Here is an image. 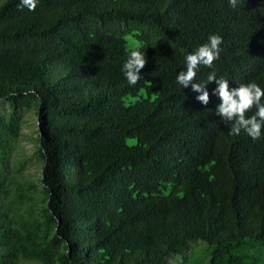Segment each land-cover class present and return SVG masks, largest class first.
<instances>
[{"label":"trees","instance_id":"1","mask_svg":"<svg viewBox=\"0 0 264 264\" xmlns=\"http://www.w3.org/2000/svg\"><path fill=\"white\" fill-rule=\"evenodd\" d=\"M19 3H0V264H264V129L230 136L215 82L207 105L176 83L216 34L194 82L264 89V0ZM29 110L40 189L6 175Z\"/></svg>","mask_w":264,"mask_h":264},{"label":"clouds","instance_id":"2","mask_svg":"<svg viewBox=\"0 0 264 264\" xmlns=\"http://www.w3.org/2000/svg\"><path fill=\"white\" fill-rule=\"evenodd\" d=\"M237 0H229L230 7H235ZM37 0H20L18 7L27 8L29 11H35ZM222 37L212 34L208 38V43L198 47V49L185 56L186 70L180 71L176 76V83L180 87L188 88L200 93L196 99L204 105L209 103V92L205 85L215 82L217 88L213 94L217 95L220 103L216 107V114L222 118L229 126L230 136H239L243 131L253 140L261 137L264 129V89L257 83L250 82L239 84L238 87L229 89L227 79H217L215 71L207 75L206 83H196L197 71L201 66L213 68L214 61L219 58L220 45ZM147 61L144 52L140 50H131L128 59L123 64L122 71L130 86H135L141 78V70L145 67ZM255 109V112L248 116L249 112Z\"/></svg>","mask_w":264,"mask_h":264},{"label":"rangeland","instance_id":"3","mask_svg":"<svg viewBox=\"0 0 264 264\" xmlns=\"http://www.w3.org/2000/svg\"><path fill=\"white\" fill-rule=\"evenodd\" d=\"M2 1L3 0H0V3ZM8 111V106L0 103V115L5 117ZM19 117L21 120V135L18 145L13 150L9 161L11 172H7L6 175L33 182L37 189H40L39 179L41 178V167L40 162L34 156V139L37 130L35 111H26L21 113ZM19 264L33 263L20 261Z\"/></svg>","mask_w":264,"mask_h":264}]
</instances>
